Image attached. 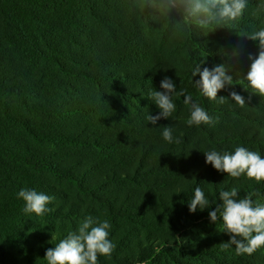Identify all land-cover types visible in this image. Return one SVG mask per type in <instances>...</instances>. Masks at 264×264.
<instances>
[{"label": "trees", "instance_id": "trees-1", "mask_svg": "<svg viewBox=\"0 0 264 264\" xmlns=\"http://www.w3.org/2000/svg\"><path fill=\"white\" fill-rule=\"evenodd\" d=\"M192 3L0 0V264H47L46 250L89 216L109 221L115 244L97 264H264V246L222 251L230 235L219 213L209 218L234 187L264 204V181L217 171L203 153L245 147L264 158V96L244 78L264 51L250 39L264 28V0H247L237 20L194 14ZM219 64L233 84L212 100L192 72ZM164 76L213 123L189 126L191 106L174 93L176 110L150 124ZM165 125L179 144L163 139ZM196 187L209 203L192 213ZM24 188L51 196L49 210L25 213Z\"/></svg>", "mask_w": 264, "mask_h": 264}, {"label": "clouds", "instance_id": "clouds-1", "mask_svg": "<svg viewBox=\"0 0 264 264\" xmlns=\"http://www.w3.org/2000/svg\"><path fill=\"white\" fill-rule=\"evenodd\" d=\"M246 4L247 0H193L192 12L203 14L210 19L218 16L221 20H237L241 17ZM200 23L203 24L206 21L201 20ZM250 39L259 40L260 47L264 48V28L253 31ZM249 59H252L251 55ZM197 74L200 80L194 81L196 86L200 88L204 96L212 100L218 97V92L223 90L226 84H233V77L227 74L224 64L216 65L211 70L204 67L202 71L201 67L197 66L192 76L195 77ZM244 78L249 82L254 93L264 96V51H260L252 61ZM160 87L163 91L154 89L151 93V99L160 111L155 116L149 114L147 119L150 124L156 125L161 118L168 119L176 110V105L172 101L174 93L183 96L184 104L191 106L190 118L186 121L189 126L213 123V118L208 115L204 107L193 102L191 95H186L183 89L176 92L177 85L173 79L164 76ZM219 98L223 103L226 97ZM230 98L241 107L245 104V98L235 91L230 93ZM162 135L163 139L169 143L181 142L179 138L174 140L173 130L168 125L164 126ZM203 153L206 157L205 162L217 171L233 178H239L246 173L248 179L264 181V158L255 151L237 147L232 154H221L214 149ZM17 195L25 202L23 211L28 214L34 213L38 217L49 210L46 205L52 200L51 196L28 188L21 189ZM259 195L258 191H254L247 193L243 198H238V190L235 187L230 191L219 193V200L222 203L209 212V218L215 223L219 213L224 229L230 235V240L222 244V251H227L230 246L235 245L237 255H252L264 246V204L252 199L253 196ZM208 203L203 190L196 187L194 198L189 203V211L194 213L198 207L204 210ZM110 227L108 220L97 221L89 216L75 231L68 232L55 247L48 248L44 259L47 264H97L98 254L110 256L115 249V244L109 239Z\"/></svg>", "mask_w": 264, "mask_h": 264}]
</instances>
